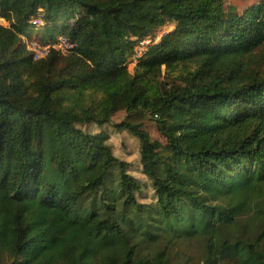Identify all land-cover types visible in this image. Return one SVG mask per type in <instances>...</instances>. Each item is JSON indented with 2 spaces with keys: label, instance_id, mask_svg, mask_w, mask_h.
<instances>
[{
  "label": "trees",
  "instance_id": "obj_1",
  "mask_svg": "<svg viewBox=\"0 0 264 264\" xmlns=\"http://www.w3.org/2000/svg\"><path fill=\"white\" fill-rule=\"evenodd\" d=\"M0 19V264H264V0H0ZM34 33L74 49L36 59Z\"/></svg>",
  "mask_w": 264,
  "mask_h": 264
},
{
  "label": "rangeland",
  "instance_id": "obj_2",
  "mask_svg": "<svg viewBox=\"0 0 264 264\" xmlns=\"http://www.w3.org/2000/svg\"><path fill=\"white\" fill-rule=\"evenodd\" d=\"M225 4L226 8L236 9L239 13H242L245 9L253 6L259 0H222ZM1 25L8 26V23L1 19ZM174 28L173 25H167L166 27H159L157 29L152 30V35L155 37L156 41H159L162 36L166 33L172 31ZM40 35L39 33H34L32 35V39L24 38L23 43L26 45V48L29 50L35 49L37 46H41L39 42ZM56 41V40H55ZM129 71L134 72L136 67L135 62L129 63ZM165 75V71L163 72ZM124 121H129L131 123L142 125L143 129L149 132L152 139L154 141H158L162 143L164 146L167 145V141L163 138L157 128V120L155 116H152L148 113L136 112L133 114H128L125 111L119 112L117 115L113 117L114 125L116 123H122ZM87 129L91 132H96L98 129L96 126H87ZM111 138L109 141V145L112 147L114 154L120 158L125 159L130 162L132 165V173L134 176L140 178L142 181L146 183V189L143 191L142 196L145 198H141L145 203H149L151 198L153 197V190L151 184L145 180V177L141 175L140 172V153H139V142L136 138L130 136L127 132H119L116 131L114 126L111 125L108 127ZM144 183V184H145ZM141 197V196H140ZM190 245H192L189 249L185 250V253H189L194 257H199V254L203 253V245L200 241H193Z\"/></svg>",
  "mask_w": 264,
  "mask_h": 264
},
{
  "label": "built area",
  "instance_id": "obj_3",
  "mask_svg": "<svg viewBox=\"0 0 264 264\" xmlns=\"http://www.w3.org/2000/svg\"><path fill=\"white\" fill-rule=\"evenodd\" d=\"M1 20V19H0ZM33 24L36 26H42L43 25V20L42 18H38L33 21ZM150 37L145 39L142 43H140L136 47V55L131 59V62H135L138 57H141L145 51L146 46L150 44ZM51 49L61 51L62 53L66 54L74 49V45L64 36H59L56 41L52 43H48L45 46H37L35 49L32 51L35 53V58L36 59H42L45 58ZM157 118V117H155Z\"/></svg>",
  "mask_w": 264,
  "mask_h": 264
}]
</instances>
